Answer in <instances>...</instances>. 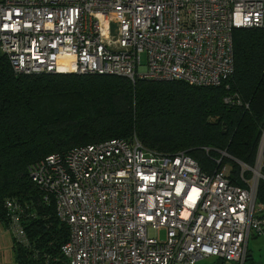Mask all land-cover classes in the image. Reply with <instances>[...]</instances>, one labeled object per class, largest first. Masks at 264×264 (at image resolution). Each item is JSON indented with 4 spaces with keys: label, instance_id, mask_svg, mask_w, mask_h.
<instances>
[{
    "label": "built area",
    "instance_id": "2783aa9c",
    "mask_svg": "<svg viewBox=\"0 0 264 264\" xmlns=\"http://www.w3.org/2000/svg\"><path fill=\"white\" fill-rule=\"evenodd\" d=\"M240 29H264V0H0V52L16 75L218 87L235 72L234 32ZM225 103L241 100L234 94ZM225 157L208 174L185 152H154L133 138L76 147L32 166L33 182L45 202L54 199L69 230L52 262L198 264L217 258L244 264L251 237L264 235V206L257 203L258 182L244 178L256 170L232 159L246 187L236 185L233 166H221ZM5 207L6 229L32 249L22 223L26 208L18 200Z\"/></svg>",
    "mask_w": 264,
    "mask_h": 264
},
{
    "label": "trees",
    "instance_id": "16d2710c",
    "mask_svg": "<svg viewBox=\"0 0 264 264\" xmlns=\"http://www.w3.org/2000/svg\"><path fill=\"white\" fill-rule=\"evenodd\" d=\"M235 72L218 87L201 88L184 81H154L117 76L16 75L0 52V221L7 228L6 201L26 209L22 223L33 245L14 241L18 264H61L69 237L55 201L30 176L32 166L55 154L110 140L137 138L147 149L185 152L202 171L215 172L226 152L256 169L262 151L264 176V29L234 32ZM237 94L241 105L226 104ZM233 166L232 181L246 187ZM220 166V167H221ZM247 170L246 180L253 178ZM264 206V178L257 188ZM250 261V263H249ZM248 250L244 264H252Z\"/></svg>",
    "mask_w": 264,
    "mask_h": 264
},
{
    "label": "rangeland",
    "instance_id": "374dc122",
    "mask_svg": "<svg viewBox=\"0 0 264 264\" xmlns=\"http://www.w3.org/2000/svg\"><path fill=\"white\" fill-rule=\"evenodd\" d=\"M141 62H142L143 67L147 66V54L146 53H143L141 55ZM263 144H264V141H263ZM261 149L263 151V146L261 147ZM223 154H226V153H223ZM230 157H225L224 159H228L230 161H232V159H235L232 156ZM255 170H256V174L254 173L253 178L256 182H259L260 179L264 178V176L262 175V156H261V163L256 167ZM160 237L162 240H164L165 232H161ZM248 246H249V252L250 253L253 252L252 264H264V235L257 236V237L252 236L251 239L249 240ZM12 252L13 251L11 250L10 246H7L5 248L2 247L0 249V264H18L15 261V258ZM198 264H235V263H232L229 261H222L217 258H210V259L202 260Z\"/></svg>",
    "mask_w": 264,
    "mask_h": 264
},
{
    "label": "crops",
    "instance_id": "0c3cea01",
    "mask_svg": "<svg viewBox=\"0 0 264 264\" xmlns=\"http://www.w3.org/2000/svg\"><path fill=\"white\" fill-rule=\"evenodd\" d=\"M10 246L11 250L13 251V255L15 258V254H14V239L13 236L11 235V233L6 229L5 224H3L0 221V249L2 247H7ZM248 250H249V246H248ZM251 258L253 255V252L250 253Z\"/></svg>",
    "mask_w": 264,
    "mask_h": 264
}]
</instances>
